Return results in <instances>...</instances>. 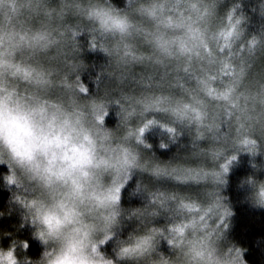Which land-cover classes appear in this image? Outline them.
<instances>
[{
  "label": "clouds",
  "instance_id": "1",
  "mask_svg": "<svg viewBox=\"0 0 264 264\" xmlns=\"http://www.w3.org/2000/svg\"><path fill=\"white\" fill-rule=\"evenodd\" d=\"M163 2L125 0V6L119 7L113 0H35V7L22 17V26L0 24V165L8 168L3 179L12 192L10 200L23 209L19 227L30 226L32 238L42 247L39 258H21L17 249L26 252L28 241L13 240L8 247L0 246V264H247L244 250L228 241L227 226L221 229L215 225L225 208L229 213L226 220L234 214L222 187L240 153L253 157L251 166L256 173L264 168L254 159L264 152L258 144L253 152L250 145L240 143L239 136L226 139L218 109L211 102L204 106L206 115L201 121L191 112H177L186 98L171 90L153 91L156 96L171 97V102L159 108L139 105L134 123L120 114L121 96L81 91L88 89L82 80L87 65L81 58L79 40L85 33L89 41H96L89 49H99L109 57L100 77L120 83V75L128 67L120 55L125 44L142 45L159 66L183 59L176 47H166L163 41L186 38L190 22L186 16H174L173 23L182 27L168 28L159 16ZM0 6L6 15L11 14L15 0H0ZM154 6L157 17L148 11ZM225 30H231L227 22L217 29ZM241 31L244 33L243 28ZM255 60L254 56L251 63ZM244 83L254 95L264 91V72L253 74ZM112 105L119 106L115 129L105 124ZM156 112L166 114L167 120L147 118L148 113ZM157 124L169 132L173 142L182 135L181 126L187 129L193 141L191 155L198 165L209 173H221L219 179L201 181L206 189L201 212L211 202L208 189L223 205L219 217L209 216L206 226L200 223L196 229L179 232L177 226L189 222L187 210L178 200H166L174 192L148 184L140 186L149 197L145 206L125 209L121 204L133 170L155 179L185 182L177 179L182 169L188 168L183 162L161 161L143 151L151 147L144 140L145 132ZM205 140L207 145H201ZM160 147L168 145L162 141ZM219 149H223L221 156L228 153L227 171L222 167L226 160L215 155ZM233 155L235 160L230 159ZM241 185L250 189L247 199L251 205L264 209V179L249 174ZM157 194L164 195L154 200ZM165 213L170 222L155 224ZM133 218L138 224L126 238L118 239L115 256L102 251L124 222ZM162 240L173 255L159 251Z\"/></svg>",
  "mask_w": 264,
  "mask_h": 264
},
{
  "label": "snow or ice",
  "instance_id": "2",
  "mask_svg": "<svg viewBox=\"0 0 264 264\" xmlns=\"http://www.w3.org/2000/svg\"><path fill=\"white\" fill-rule=\"evenodd\" d=\"M219 0H164L159 7V16L161 22L170 29L182 27L174 24L173 17H187V37H180L172 41H163L162 37H155L158 42L163 41L166 47H176L183 55V59L174 64L173 72L176 74L175 87L179 89L185 101L178 105L177 112L193 113L197 121L204 119L206 113L204 106L209 102L216 105L218 109V118L221 128L227 125V137L231 139L233 125L237 126V132L241 133L240 143L250 145L253 152L256 151V141L249 139L248 134L259 130L264 136V91H257L254 95L251 89L244 83L245 76L251 68V60L254 53L264 54V34L252 36L250 39L241 31L243 28V19L235 15L236 8L228 11L224 17L217 16V5ZM15 7L11 14H5L2 6L0 12L4 13V20L0 24L15 26L21 24L22 17L26 10L35 7V0H15ZM149 14L157 17L158 11L154 6L150 8ZM167 13V19H163ZM227 22L231 30L217 31ZM193 25H196L193 28ZM203 29V30H201ZM151 36V33H145ZM42 38V37H37ZM23 39V37L21 38ZM121 59L125 65L153 63L152 57L138 54L135 45L125 44L120 52ZM158 63V62H157ZM157 65V64H156ZM124 80V75L120 76ZM185 83H181V81ZM193 82V87H187V82ZM138 83L143 85V91L139 96L121 95V115L126 120L133 123L138 119L137 108L143 104L145 108L166 106L171 102V97L156 96L153 88L159 87L151 77L147 81L141 80ZM219 85L214 87L213 85ZM173 85H169L171 89ZM82 92H88V89H81ZM143 131V129H140ZM171 131V129L169 130ZM216 156H221L217 151ZM127 159V154L126 157ZM226 162L223 164V170L227 171L229 162L227 157H223ZM231 156V160H235ZM221 173H209L204 168H185L182 174L177 177L185 182L207 181L214 177L220 178ZM119 192V188L116 189ZM164 194L154 195V200L159 199ZM211 202L208 209L201 212L202 205L197 208L190 197H180L176 193L166 196V200H178L181 207L187 210L188 223L183 226H177L179 232L183 233L186 228L196 229L198 224L204 223L209 216L219 217V209L223 207L220 203V197L214 192L208 193ZM118 198V197H117ZM227 209H224L223 216H228ZM197 217L199 219H197ZM226 226V222L222 224Z\"/></svg>",
  "mask_w": 264,
  "mask_h": 264
},
{
  "label": "trees",
  "instance_id": "3",
  "mask_svg": "<svg viewBox=\"0 0 264 264\" xmlns=\"http://www.w3.org/2000/svg\"><path fill=\"white\" fill-rule=\"evenodd\" d=\"M113 3L119 7L125 6V0H113ZM221 6L222 9L227 10L236 8L237 12L235 15L243 19L242 26L249 39L252 36L258 37L264 34V0H222ZM86 35L83 34L80 37ZM81 42L83 49L81 58L87 65L86 70L82 74V80L87 84L88 89L94 92L96 91L94 83L109 82L106 77H100V73L103 72L109 62V57L99 49L90 50L91 44L86 40H81ZM108 71L111 72L112 69H108ZM118 111V105L110 107L105 123L107 127L113 129L117 127L119 123ZM183 135L175 137V142H173V138L170 137L166 129L154 125L145 132L144 140L151 145L149 149L157 156V159L175 163L182 159V156H180V142L185 144L189 141V131L187 129ZM162 141L168 145L167 148L162 149L160 147ZM254 159L257 164L264 165V158L261 156H257ZM252 160L253 157L250 154L239 155L238 161L233 163L227 176L224 196L227 197L226 202L234 212L228 220V237L229 242L244 250L243 257L247 264H264V209L255 208L251 205L247 199L250 189L247 185H241L242 178L249 174H257L251 166ZM7 172V167L0 165V213H4L0 215V246L8 247L16 239L26 240L28 241L27 251L25 252L21 247L17 249V254L21 258L24 256H29L33 259L39 258L42 247L38 241L32 238L33 229L27 225L23 228L19 227L22 222L23 209L10 200L12 192L5 185L3 179ZM143 184L156 187L152 177L146 173H134L131 176L122 191L121 204L125 209L143 207L148 203V194L140 187ZM137 224L138 221L134 218L126 220L121 229L118 230L117 236L103 246L102 250L114 257L113 248L116 247L118 239L126 238L136 228Z\"/></svg>",
  "mask_w": 264,
  "mask_h": 264
},
{
  "label": "rangeland",
  "instance_id": "4",
  "mask_svg": "<svg viewBox=\"0 0 264 264\" xmlns=\"http://www.w3.org/2000/svg\"><path fill=\"white\" fill-rule=\"evenodd\" d=\"M221 1L219 0V3L217 5V16L218 17H224L225 14L230 11L227 9H222L221 6ZM56 0H53V3H55ZM4 20V13L0 12V21ZM87 34V33H85ZM88 35V34H87ZM83 36L79 37V40H86L88 43H93L96 41H89L88 36ZM244 35H246V32H244ZM136 48L138 49V54H143V55H149V52L142 46L137 44ZM254 56L256 57L255 63H251V68L248 70L247 75L245 76V80L251 79L253 74H259L261 72H264V54H261L259 52L254 53ZM173 67L174 64H168L167 66H159L154 63H148L145 62L144 64H132L128 66L125 70H123V75H124V80L123 83H120L118 79H109V82H101L99 83H94V89L96 91L92 92L89 89V94L91 95H103V96H108V97H115L119 98L122 94L123 95H135L139 96L141 92L144 90L143 85L138 83L141 80L147 81L148 77L152 78V81L156 84L159 85V87L153 88V91L159 89L162 90H171L174 93H180L179 89L175 87L176 84V74L173 72ZM119 75V74H118ZM121 76V75H120ZM181 83H185L183 80ZM103 84H105L103 86ZM173 85V87L170 89L169 85ZM187 87H193L194 83L189 81L187 82ZM214 87H219V85H213ZM119 107V106H118ZM118 116V115H117ZM155 117L157 120H167L166 114L163 113H148L147 118H152ZM119 118V117H118ZM106 123V120H105ZM157 126L161 127L159 124ZM237 126L234 124L232 131H231V137L235 136H240L241 133L237 132ZM183 130V133L185 134L186 129L181 126V131ZM223 131H227V125L222 126ZM182 133V135H183ZM188 133V132H187ZM184 136V135H183ZM249 139H253L257 142L258 147L260 150L264 151V136L261 135L260 131H253L250 134H248ZM184 140V139H183ZM188 143L183 144V142H180V150L182 156V159L179 162H183L185 166L188 168H201L198 165V161L191 155L193 151V141H192V136L189 133V141ZM201 145L206 146L207 141H201ZM186 150V151H185ZM143 151L146 155L152 156L154 155L156 158L157 156L149 149V148H143ZM220 152H223V149H219ZM248 153H240V155H246ZM228 153H224V155L221 157V160L224 161L225 156H227ZM257 156H261L264 158V152L259 153ZM256 156V157H257ZM226 162V161H224ZM8 169V168H7ZM142 173L145 174V172H141L139 170H133V173ZM149 175L148 173H146ZM131 175V176H132ZM259 178L264 179V168H262L259 173H257ZM151 176V175H150ZM152 177V176H151ZM152 180L154 181V184L156 187H159L161 189L167 190V191H172L179 195L180 197H190L191 200L188 201L186 200L185 202H194L199 208L204 199H205V187L203 183L199 182H176L175 180L171 178H161V179H155L152 177ZM225 186V185H224ZM224 186L222 187V195H224ZM208 193L211 192V189L207 190ZM171 218L168 216L167 213L164 215H161L158 217L154 223L157 225H164L168 222H170ZM226 222V236L229 241L228 237V220L225 219L224 216H221L219 219L216 220V227H219L223 229L225 226H222V224ZM211 223V222H210ZM215 230V229H214ZM114 249V248H113ZM103 251V250H102ZM159 251L163 252L166 255H173L174 253L172 252L170 246L168 245L166 240H162L160 245H159ZM244 258V257H243ZM122 264H127V262H121Z\"/></svg>",
  "mask_w": 264,
  "mask_h": 264
}]
</instances>
